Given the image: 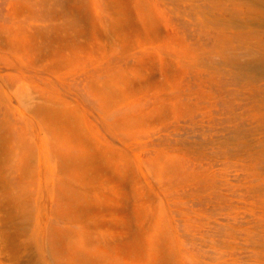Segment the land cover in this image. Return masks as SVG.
<instances>
[{
  "label": "rangeland",
  "instance_id": "1",
  "mask_svg": "<svg viewBox=\"0 0 264 264\" xmlns=\"http://www.w3.org/2000/svg\"><path fill=\"white\" fill-rule=\"evenodd\" d=\"M0 264H264V0H0Z\"/></svg>",
  "mask_w": 264,
  "mask_h": 264
}]
</instances>
